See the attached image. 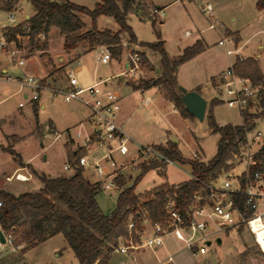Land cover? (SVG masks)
I'll return each mask as SVG.
<instances>
[{
    "label": "rangeland",
    "instance_id": "1",
    "mask_svg": "<svg viewBox=\"0 0 264 264\" xmlns=\"http://www.w3.org/2000/svg\"><path fill=\"white\" fill-rule=\"evenodd\" d=\"M58 1H70L90 10H93L97 3L102 2V0ZM140 1L138 10L128 15V24L136 36V41H131L126 32L121 35L122 41L126 42L129 48L136 49L140 53L141 71L140 77L136 80H126V77L120 74L124 70L123 65H118L115 61L110 64L98 63L97 57L101 46L92 47L88 40L81 42L72 51H65L63 36L56 27H52L46 35L37 37L33 49L30 48L27 36L21 38L20 44L25 60L21 68L14 67L9 57L0 52V65L8 66V76L12 78V81H0V178L2 177L3 180H0V186L6 187L15 195L37 192L42 187V183L34 171L48 177H57L62 173L71 174L64 168L67 163L65 132L69 131L72 139L78 141L76 133L85 123L88 115L86 107L78 100L66 101L61 93H53L49 89H42L39 100L33 102L24 97V92L28 90L21 92L18 85L13 83L25 75H32L42 80L48 76L53 66L60 74L57 80H64L60 86L49 84L56 88L66 85V72L65 77L62 73L72 63L74 64L70 69H77L76 76L83 86L93 84L100 79L99 77L103 79L118 74L108 83L109 87L114 85L113 87L121 95L122 109L119 111L118 121L123 122L125 131L135 142V148L139 145L166 144L173 134L179 139L177 148L184 158L208 162L215 156L219 141V134L213 133L209 125L210 110L219 125H238L243 122L242 112L236 107L227 105L226 96L221 93V74L218 76L217 73L225 69L230 64V60L239 57L255 59L264 74V8L257 6V0ZM207 1L214 5L215 17L224 26L219 23L217 29L209 28V22L201 11L203 3L206 4ZM16 9L17 23L26 15L32 16L35 13L28 0H20L16 4ZM155 9L162 10L163 13L155 12ZM0 17L4 20L6 15L0 14ZM81 17L86 24L83 31L92 30L94 27L100 31L120 30V25L113 16L100 15L95 21L90 15H81ZM226 27L239 32L241 39L238 44L233 39L227 41L226 46L219 45V40L227 37ZM187 30L192 33L190 37L185 35ZM202 38L209 47L181 64L176 76L179 85L185 87L196 81L207 94L208 108L204 120L183 117L172 102H167L159 86L153 85L147 89L132 87L141 80H152L161 75L160 52L153 50L149 45L141 46V43L162 42L169 59L173 61L182 56L186 47ZM44 44L47 50L43 49ZM227 47L238 51L229 56L226 54ZM114 58L116 61L120 60L122 51ZM0 75L5 74L0 73ZM212 75H217L215 89L210 84ZM147 98L151 100L149 105L144 102ZM212 100H221V102L212 107ZM263 127L264 117L257 118L255 127L248 134L250 139L253 140L257 131ZM58 133L61 137L55 139ZM262 147H264V138L261 144L253 146L254 150ZM9 149L16 152L18 159L30 163L23 166L32 174L30 182L22 183L15 179L10 182L4 181V173H11L18 162L15 158L16 154L12 155ZM243 168L244 165H240L235 173H239ZM161 170L151 169L144 174L135 191L145 196L164 182L182 184L192 177L190 167L178 161L167 163ZM140 174L141 171L138 170L132 172V178L126 180L127 184L132 185ZM224 178L225 176L220 177L219 184L223 183ZM121 191L102 190L98 194V205L105 214H111L116 209ZM58 205L65 209L63 205ZM218 238H221L222 244L218 243ZM211 241L206 254L214 253L221 258L248 252L261 253L250 233L245 229L233 228L228 232H219ZM24 248L15 253L6 250L0 257V264H79L74 251L62 234L50 237L26 251ZM260 256L249 259L261 258L262 262L263 252ZM120 258L121 255L114 254L112 261L118 263Z\"/></svg>",
    "mask_w": 264,
    "mask_h": 264
},
{
    "label": "trees",
    "instance_id": "2",
    "mask_svg": "<svg viewBox=\"0 0 264 264\" xmlns=\"http://www.w3.org/2000/svg\"><path fill=\"white\" fill-rule=\"evenodd\" d=\"M5 8L14 7L20 0H0ZM35 13L22 24L10 28L5 35L15 39L16 34L28 36L30 48L35 47V40L42 34H47L52 27H56L63 36V48L72 51L78 45L88 40L92 47L106 45L114 57L121 54V35L126 32L131 41H136L131 26L128 24L130 12L137 11L140 0H102L93 10L70 1L58 0H28ZM257 6L264 8V0H257ZM81 15H90L95 21L100 15L113 16L120 25L118 32L100 31L96 27L83 31L86 27ZM149 45L161 54V75L152 80H141L133 84L134 89H147L153 85L159 86L165 99L172 102L183 117H194L181 101L178 91L179 83L176 78L178 66L200 54L204 44L197 41L186 47L182 56L171 61L162 42ZM21 46V44H20ZM44 44L43 49H46ZM234 71L243 77L251 79L254 85L264 84V74L253 58L237 61L233 65ZM261 99L253 111L242 112L243 122L238 125H219L212 110L209 113V125L213 133L219 134L217 152L208 162L198 159L184 158L178 151L177 144L169 141L167 146L159 145V149L172 161L188 165L193 178L181 184L175 190L173 184L164 182L155 187L153 192L142 195L135 191L143 175L151 169L161 170L166 163L152 161L141 165V174L132 185L125 179L118 182L123 186L117 200V206L111 214H105L98 205L97 196L102 191L97 183L91 182L83 175V169L76 166L72 174L48 177L34 174L39 177L42 187L37 192H25L15 195L0 188V225L3 230L12 232L18 240L25 244L24 251L37 246L48 238L62 234L74 251L79 264H114L113 250L128 237V223L136 224L142 220L147 211L153 222L161 221L163 207L168 193L177 194L183 208L190 198L205 188V184L224 170L233 165L234 153L238 152L245 141L247 133L256 124L257 118L264 117V95L261 90ZM221 100H212V107ZM37 111V110H35ZM68 161L75 165L77 159L84 153L83 149L74 152L71 144H67ZM15 156L16 152L9 149ZM264 159V147L259 153ZM17 154L15 156L17 158ZM18 162L22 164L21 159ZM32 171L33 168L31 167ZM162 171V170H161ZM195 178V179H194ZM236 203L244 214V197H235ZM58 204L63 205L65 209ZM243 230V228H239Z\"/></svg>",
    "mask_w": 264,
    "mask_h": 264
},
{
    "label": "built area",
    "instance_id": "3",
    "mask_svg": "<svg viewBox=\"0 0 264 264\" xmlns=\"http://www.w3.org/2000/svg\"><path fill=\"white\" fill-rule=\"evenodd\" d=\"M154 11L163 13L162 10ZM201 11L209 22V28L217 29L220 22L215 17L213 4L206 3ZM16 12V5L5 8L0 1V14L6 15L4 20L0 17V52L9 57L14 67L21 68L25 64L23 49L20 46L23 36L16 34L15 39H9L5 35L10 28L22 24L27 19L25 16L17 23ZM185 35H190V32H185ZM227 41H233V38L224 37L219 40V44L226 45ZM121 47L124 51V56L121 58L124 70L120 74L125 76L126 80H136L140 77L141 71L140 53L136 49L129 48L124 41L121 42ZM226 52L230 55L237 50L227 47ZM112 61L116 62L111 51L108 47L101 46L97 62L110 64ZM76 71V68L69 69L66 72V85L58 88L51 87L32 75H25L15 80L19 91L28 90L24 92L26 99L33 102L39 100L42 89H49L53 93H61L66 101L78 100L86 107L88 115L85 123L76 133L78 141L72 139L69 131L65 132L66 142L72 145L73 151L83 149L84 153L78 157L75 165L67 161L65 170H69L72 174L75 167L80 166L83 175L91 182L99 184L101 190L121 191L123 186L118 181L122 178L131 179L132 172L141 171L142 164H150L152 161L172 163V160L159 149L158 144L139 145L135 148L134 140L117 121L121 109L120 94L116 89L108 88L107 82L111 78H116L118 74L100 78L91 85L83 86L76 76ZM1 80L12 81V78L5 74L0 75ZM220 81L221 93L226 96L225 101L228 106L236 107L241 112L253 111L256 108L262 95L261 86L254 85L248 77L238 75L233 66L222 72ZM144 102L147 105L151 103L149 98ZM248 134L249 132L239 151L234 153L231 168L212 178L205 184L204 189L190 198L186 206L181 207L177 194L168 193L161 221L153 222L147 211L139 223L130 221L127 226L128 237L113 250V254L122 256L116 264H130L129 260L135 259L137 251L153 250L163 245L166 236H172L183 242L193 255L205 254L213 236L233 228L247 230L255 245L264 253V159L259 155L263 147L259 150L253 148L254 144H261L264 127L257 131L253 140ZM60 137L61 134L58 133L55 139ZM240 165H244L243 170L235 173ZM221 176L225 178L223 183L219 184ZM31 178L30 174L16 171L7 176L6 180L30 181ZM180 187L181 184H173L175 190ZM238 196L244 197L243 210L247 214H244L236 203L235 197ZM1 205L0 201V207ZM0 230L5 238L4 242L0 238V256L6 250L15 253L25 247L23 242L12 232L3 230L1 225ZM169 259L171 260L172 256H169Z\"/></svg>",
    "mask_w": 264,
    "mask_h": 264
},
{
    "label": "crops",
    "instance_id": "4",
    "mask_svg": "<svg viewBox=\"0 0 264 264\" xmlns=\"http://www.w3.org/2000/svg\"><path fill=\"white\" fill-rule=\"evenodd\" d=\"M189 1H191V0H189ZM208 2L211 3L210 1H207L206 3H208ZM203 5H205V4L203 3ZM214 11H215V8H214ZM26 17H30V15H26ZM219 22H220V24L222 26H224V24L221 21H219ZM187 31H185V32H187ZM225 33H226V36L227 37L228 36H233V39L235 40V43L238 44L240 42V39L241 38H240L239 32L229 30L226 27ZM191 34L192 33L190 32V35H187V37H190ZM223 38L224 37H222L221 39H223ZM197 41H201L204 44L203 52L209 47V45L207 44V42H206V40L204 38H202V40L199 39ZM192 45H190V46H192ZM222 46H226V45H222ZM45 50H47V49H45ZM236 50L238 51V49H236ZM226 54H227V52H226ZM227 55H229V54H227ZM232 55L233 54H230L229 56H232ZM123 56H124V51L122 50V58H123ZM237 59L245 60V59L239 58V57H237ZM237 59L236 60H232V61L230 60V64H228V66L225 69H221L217 73L218 76H219V74H222V72H224L228 67L233 66L234 63L237 61ZM73 64L74 63L68 65L66 67V69H65L64 72L62 71L63 72L62 74L64 75V77H65V72H67V70L70 69L73 66ZM116 64L123 65V61L120 59V60L116 61ZM179 67L180 66H178V68L176 70V73H177ZM0 73L1 74H7V75H9L8 66H5L4 64L3 65H0ZM59 75H60L59 72L58 71H55V68L53 66L52 69H51V71H50V73L48 74V76L45 77V78H43L42 80L44 82H47L48 84H52V85L54 84L55 86H60L63 83L64 80L62 79V80H59L58 81L57 79L59 78L58 77ZM216 76L217 75H212L211 76V80H210V84H211V86H212L213 89L216 88V84H217V77ZM99 78H101V77H99ZM176 78H177V76H176ZM13 83H15L17 85L16 82H13ZM113 86L111 85V87H109V83L107 82V87L108 88H114L115 89V87H113ZM185 88L187 90H196L205 99H208L207 98V94L204 93V91H202L201 85L198 82H196V81H193V82L189 83L188 85H185ZM261 90L264 93V84L261 86ZM24 97L26 98V95L25 94H24ZM120 98H121V95H120ZM167 102H170V101L167 100ZM35 104L36 103H34V106H35ZM37 105H38V102H37ZM207 108H208V105H207ZM175 109H176V107H175ZM118 120H119V114H118L117 121ZM119 123L123 126V122H119ZM173 137H176L177 138L176 142H174V143L177 144V142L179 141L178 137L175 136V135H173V134H171V139H169L166 142V144H158V145L167 146L168 145V142L170 140L173 142V140H172ZM66 145H67V142H65V146ZM72 149H73V147H72ZM66 158H67V161H68L67 146H66ZM21 161H22V164L19 163V162H17L15 164V166H14L13 171L11 173H4V178H5L4 181L5 182L7 181L6 180V177L9 176V175H11V174H13L16 171H21L23 174H30L32 176L31 172H29L27 169H25V167H23L25 165H29L30 163H28L27 161H24L22 159H21ZM61 175H69V174L62 173ZM0 180H2V177L0 178ZM31 180H32V178H31ZM30 181H19V182L28 183ZM7 182H10V181H7ZM0 188L2 190L8 191L6 189V187L0 186ZM8 192H11V191H8ZM219 244H222V240H221V242ZM206 253L205 254L193 255L192 252L188 248H186L184 246L183 242H180V241L176 240L172 236H166L164 238V244L163 245L158 246V247H156L153 250H151V249H144V250L137 251L136 252V255H135V259H131L129 261H130V264H264V260L261 262V260H260L261 258H258V259L257 258H255V259H249V257H254V256L255 257H261L260 255H261L262 252L259 253V254L258 253H254V252H248V253H243L242 255L225 256V258H221L220 256H218L217 254H214V253L213 254L212 253L211 254H206ZM263 255H264V253H263ZM113 256H114V254H113ZM169 256H172V259L171 260L169 259ZM121 259H122V256H121V258L119 260H121ZM114 264H116V263H114Z\"/></svg>",
    "mask_w": 264,
    "mask_h": 264
},
{
    "label": "water",
    "instance_id": "5",
    "mask_svg": "<svg viewBox=\"0 0 264 264\" xmlns=\"http://www.w3.org/2000/svg\"><path fill=\"white\" fill-rule=\"evenodd\" d=\"M29 18V17H27ZM178 91L180 94L181 101L183 102L186 110L192 114L195 118L199 120H204L207 112V100L196 90H187L185 87L179 85ZM173 142L177 140L176 137H173ZM0 238L2 242L5 241L4 235L0 230ZM218 243L221 242V239L218 238Z\"/></svg>",
    "mask_w": 264,
    "mask_h": 264
}]
</instances>
